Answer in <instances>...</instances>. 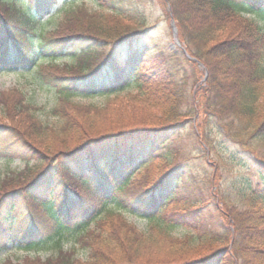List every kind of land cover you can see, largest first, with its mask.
<instances>
[{"label":"trees","instance_id":"1","mask_svg":"<svg viewBox=\"0 0 264 264\" xmlns=\"http://www.w3.org/2000/svg\"><path fill=\"white\" fill-rule=\"evenodd\" d=\"M20 1L0 0V68L36 62V80L56 93L57 121L45 123L32 100L18 106L14 94L0 92V155L26 161L0 177V250L13 243L58 251L22 260L11 254L0 264H264V155L259 188L238 192L236 203L219 190L220 164L210 178L172 142L191 119L190 135L206 148L199 158L211 155L213 130L243 140L253 129L264 147V27L234 0H96L97 11L66 0L46 20L58 0L16 7ZM245 3L264 8V0ZM153 5L162 12L154 19ZM161 18L175 21L181 43L205 64V81L184 53L201 73L194 85L172 65L182 46L171 41V30L163 44L145 41ZM68 56L59 68L57 58ZM93 92H126L134 110L149 117L119 124L124 113L115 102H75ZM142 169L149 180L135 189ZM129 205L144 209L146 230L126 219ZM174 228L181 234L173 235ZM66 235L89 250L87 259L64 251Z\"/></svg>","mask_w":264,"mask_h":264},{"label":"rangeland","instance_id":"2","mask_svg":"<svg viewBox=\"0 0 264 264\" xmlns=\"http://www.w3.org/2000/svg\"><path fill=\"white\" fill-rule=\"evenodd\" d=\"M250 1L251 0H234V3L237 6V8H239L246 17L255 19L257 22H259L261 26L264 27V8L261 10L259 7L260 11L257 10V8L254 9V7L249 8L248 4H246L245 2L248 3ZM22 2L26 4L27 0L20 1L19 3L16 4V6L19 7V5H22ZM78 2L79 3L84 2L87 5L85 7L86 10L89 9L90 11H97L98 9H100L99 3L96 0H84V1L78 0ZM65 5H68V2L66 0H58L54 8L51 9L50 14L46 15L44 19L46 20L51 15H55V13L60 11V9L64 8ZM3 6L6 7L5 5ZM3 10L5 12L6 11H9L10 13L12 12V9L10 10L9 7H6V9L3 8ZM148 11L152 14L153 19L155 17L162 15V12L158 11L154 5L153 7H149ZM59 18L60 17H58L57 19ZM171 22L172 21L168 22L167 19L165 18L164 19L161 18L158 21V23L149 30L148 33L150 34L148 35V37L145 38V41H147V43L150 44V46H154L157 43L163 44V42H165L167 38L170 40V37L168 36V32L170 30L172 31ZM45 25L49 27L48 23H45ZM171 41L174 42L173 37L171 38ZM176 52L178 54V58L180 59V61L179 60L173 61L174 63H172V65L176 69H179L183 74L188 75L189 85L193 86L194 81L198 78L199 75L201 76V73H198L196 68L189 61L187 62L186 60L183 59L185 55L183 54L180 48H178ZM57 59H58L57 64H59V68H62L64 63L71 61L69 56L67 59L66 58H61V59L57 58ZM41 61L43 60L39 59L38 62ZM37 65L38 64L35 62L33 64L24 65V66L14 65L3 68L1 67L0 92H6L7 97L9 95L14 94L13 99H15L16 105L18 106L26 105V103H28L29 100L30 101L32 100L31 102L39 106L37 110V114L40 115L41 119L45 123H56L57 117L54 116V114H52L51 111L53 108L52 106L54 105V101L56 99V93L54 92V90L48 88L45 85H42V83H39L36 80ZM198 69H200L201 71L204 70V68L200 65H198ZM146 75H151V72H147ZM200 81H202V79L199 80V82ZM124 93L119 97L109 96L110 98L104 94L100 95L98 93H94V94L89 93L85 95L76 96L74 97V99L75 102H77L78 104L84 103L90 105L93 103L99 106H102L103 104L105 105L107 102H112V103L115 102L113 105L118 109V111L124 113V115H121L120 117L117 118L122 120V122L119 124H125V123L127 125H132L136 123L139 124L141 120H146V118L149 117V115H147V110H143L140 108L134 110V107L136 105L135 106L130 105L128 103L129 100H127L128 93H126L125 95ZM124 96L126 98L125 100L123 98ZM126 116L127 118H125ZM228 118L229 117H226L225 121H229ZM142 122H146V121H142ZM115 123H118V121H115ZM191 125H192V120L190 119V121L184 127H181L179 129V132L176 133L175 136H173L172 142L176 147H179L181 149L184 148V150L187 151L191 162H193L194 166L197 167L195 168L198 171H201L202 169L205 168L204 170H206V175L209 176L210 178L214 176V174L216 173L215 168L218 164H220V167L218 169L219 174L217 175L218 178L217 183L221 193H224L226 196L233 199L237 203L238 199H236L235 196L237 195L238 192H248V190L259 188L261 182L260 181L261 173L259 170L258 162L260 161V159L258 156L264 155V147H262V145L259 144L260 141L256 136H254L252 133H249L253 131V129L252 130L250 129L245 133V137L243 140L241 139L234 140L229 137H226L224 133H221L218 130H213L211 133L213 151L211 152L210 156L203 155L201 158H199V156L205 154L204 149L206 148L198 144L197 141L198 139L196 140L195 136L190 135ZM57 134H59V132H57ZM54 136L56 138L58 137L55 134ZM31 159H32L31 162L32 164L37 162V160H35L34 158ZM139 164L140 163L135 164V166L133 167L138 170V168L140 167ZM25 165H26V161L20 157L18 158L8 157L6 159L4 156L0 155V177L5 176V174H7L8 172H18L22 170ZM137 170L133 169L131 171H137ZM197 170L195 171L198 172ZM135 176H136L135 179L140 178L138 186L135 185V179H133L134 181V183H132L133 187L137 189V188H141L147 183L150 175L148 174V172L145 171V169H142L141 171L138 172V174L136 173ZM216 187L215 189H217ZM199 193L203 195L202 190L201 191L199 190ZM29 208H31L29 205L23 206L24 210H28ZM143 210H144L143 208L142 209L138 207L132 208L129 205V207H127L126 210H124L123 212L126 219L129 220V222L134 223V225L138 230H146L150 224V221L149 219L146 218ZM201 216H202V223H206V219L209 216V211H205V213H202ZM94 224L95 222L91 223L92 227ZM216 226H219V223H217ZM46 230L53 231V228L51 225H47ZM170 231L173 233V235L175 234L178 236L181 234V232L176 230L175 228ZM41 236H44V234L43 235L41 234ZM7 247L11 249L12 243L8 244ZM62 247L64 251H74V253L71 254L73 258L87 259L89 256L88 254L89 250L85 249L82 245L77 244L76 239L72 235L65 236V239H63L62 241ZM73 247H75L74 250H71ZM57 251H58L57 247L51 245L45 246L40 244H34L32 247L29 248L28 246L23 248L13 246L11 252L14 255H12L13 258H11V260L14 259L22 260L24 257L33 259V257L35 258V256L46 258L49 257L50 255H55ZM6 253H7L6 251L0 252V259L4 257ZM1 264H5V263H1Z\"/></svg>","mask_w":264,"mask_h":264},{"label":"water","instance_id":"3","mask_svg":"<svg viewBox=\"0 0 264 264\" xmlns=\"http://www.w3.org/2000/svg\"><path fill=\"white\" fill-rule=\"evenodd\" d=\"M174 28H173V32H174V34H175V36H176V27L175 26H173ZM176 40H177V43H179V41H178V39H177V37H176ZM196 61H198V60H196ZM199 64H200V61L198 62Z\"/></svg>","mask_w":264,"mask_h":264}]
</instances>
